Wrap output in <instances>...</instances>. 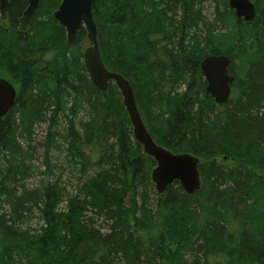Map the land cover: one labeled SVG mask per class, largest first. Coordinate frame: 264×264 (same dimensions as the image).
<instances>
[{
	"label": "trees",
	"instance_id": "16d2710c",
	"mask_svg": "<svg viewBox=\"0 0 264 264\" xmlns=\"http://www.w3.org/2000/svg\"><path fill=\"white\" fill-rule=\"evenodd\" d=\"M56 1L22 31L28 0H10L0 23V77L17 90L0 116V264H264V0L250 21L228 0L93 2L102 60L152 137L200 158L192 195L157 192L119 89L91 81ZM210 54L231 59L224 104L206 90Z\"/></svg>",
	"mask_w": 264,
	"mask_h": 264
},
{
	"label": "water",
	"instance_id": "95a60500",
	"mask_svg": "<svg viewBox=\"0 0 264 264\" xmlns=\"http://www.w3.org/2000/svg\"><path fill=\"white\" fill-rule=\"evenodd\" d=\"M10 0H0V15L5 18ZM94 0H61L53 12L54 19L66 31L68 43L77 41L79 32L84 28L90 41L84 51V66L91 81L102 92H106L113 82L119 89L124 106L133 126L135 139L143 151L151 156L156 165L151 171V179L158 193L178 181L188 195L197 193L202 187L199 172L200 159L192 153H173L155 141L148 131L139 112L133 87L121 73L110 70L102 60L98 45V28L93 15ZM40 0H28V6L19 19L20 30L25 31ZM228 4L237 17L246 21L256 15L255 3L251 0H229ZM230 58L225 55L210 54L201 61V70L206 80V90L218 104H224L230 96L234 76L229 72ZM17 90L7 79L0 77V116L8 113L16 101Z\"/></svg>",
	"mask_w": 264,
	"mask_h": 264
},
{
	"label": "rangeland",
	"instance_id": "374dc122",
	"mask_svg": "<svg viewBox=\"0 0 264 264\" xmlns=\"http://www.w3.org/2000/svg\"><path fill=\"white\" fill-rule=\"evenodd\" d=\"M58 1V0H57ZM56 1V2H57ZM55 2V3H56ZM59 3H60V0H59ZM59 3H58V5H59ZM58 5L55 7V8H57L58 7ZM39 7V6H38ZM38 9V8H37ZM52 9H54V6L52 7ZM37 11V10H36ZM35 14V13H34ZM34 14H33V16H34ZM32 20V19H31ZM0 23L2 24V25H4V27H8V21L7 20H5V19H2L1 18V15H0ZM31 26V21L29 22V24H28V28ZM27 28V29H28ZM77 41H78V46L82 49V51H84L88 46H90L91 44H90V41L87 39V35L85 34L83 37H81V39L79 38H77ZM76 41V42H77ZM76 44V43H75ZM220 159V158H219ZM152 169H153V167H151V168H149V172H150V174H151V171H152ZM36 179V178H35ZM34 178H31V180H29L31 183H36V180H35ZM31 224H33L34 225V221L31 223Z\"/></svg>",
	"mask_w": 264,
	"mask_h": 264
},
{
	"label": "bare ground",
	"instance_id": "6f19581e",
	"mask_svg": "<svg viewBox=\"0 0 264 264\" xmlns=\"http://www.w3.org/2000/svg\"><path fill=\"white\" fill-rule=\"evenodd\" d=\"M228 6H229V4H228ZM229 8H230V6H229ZM231 9H232V8H231ZM22 15H23V14H22ZM22 15H21V17H22ZM21 17H20V18H21ZM20 18H19V19H20ZM19 27H20V22H19ZM217 55H224V54H217ZM225 56H227V55H225ZM227 57H228V56H227ZM230 60H231V59H230ZM155 188H156V187H155ZM157 192H158V191H157Z\"/></svg>",
	"mask_w": 264,
	"mask_h": 264
}]
</instances>
